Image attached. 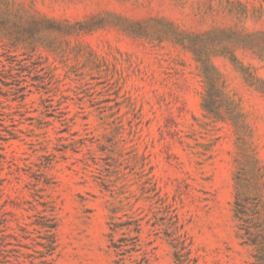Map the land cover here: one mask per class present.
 <instances>
[{
  "label": "rangeland",
  "instance_id": "rangeland-1",
  "mask_svg": "<svg viewBox=\"0 0 264 264\" xmlns=\"http://www.w3.org/2000/svg\"><path fill=\"white\" fill-rule=\"evenodd\" d=\"M194 53L234 119L203 111ZM243 154L264 181V0H0V264H264Z\"/></svg>",
  "mask_w": 264,
  "mask_h": 264
},
{
  "label": "trees",
  "instance_id": "trees-1",
  "mask_svg": "<svg viewBox=\"0 0 264 264\" xmlns=\"http://www.w3.org/2000/svg\"><path fill=\"white\" fill-rule=\"evenodd\" d=\"M240 10L236 11V14L239 15H246L247 14V8L242 3H239ZM231 9L230 11H232ZM218 33L220 32L217 30ZM256 34L252 35H246L248 39H251L252 37H255ZM195 61L198 62L201 67V82H202V88L203 91L201 92V107L203 111L209 115L216 117L219 120H226L225 115H228L231 119H234L235 115L234 111L236 109V106H234V103L231 101V99L227 96L225 93V85L224 82L221 80V77L217 70L213 67L208 65V63H205L204 61H201V59H198L197 54ZM263 60V59H262ZM243 156H246L245 163L241 167V171H243V177H241L240 172H237V175L234 178V197H233V213L234 217L239 220L243 221L244 217H248L249 213L248 211L252 209V207H262L264 206V202L259 199V201H256V203H253L251 198L246 197L245 192L247 190H250L251 188L254 189L256 198L258 197L263 198V191H264V181H263V175L261 173V168L259 166H251V163H254V165H257V162H254L252 158H249V155L243 154ZM249 156V157H248ZM248 175H251L252 177H248ZM252 178L254 181H252ZM253 184H251V182ZM258 200V199H257ZM253 204V205H252ZM45 212V211H43ZM35 226L38 227V234L39 237L43 240V242L39 243V246H41L46 253L40 256V258H45L46 255H51L52 251L54 250V231L56 228V223L54 221V218L48 215H40L38 220L33 223ZM110 233L109 236L112 237L113 233L116 232L118 226L116 223H109ZM126 226V225H125ZM128 231H130L129 228H127ZM134 230H139V225L137 224ZM138 232V231H135ZM250 233L249 231H245L244 234L240 235L241 238L243 236H248ZM8 237V236H6ZM11 238H15L13 235H9ZM5 239V235L2 234L1 240ZM247 239L249 240L250 237L248 236ZM113 240V239H111ZM244 243L247 244V241H244ZM10 243H7L6 241H1L0 244V255L3 257V259L6 261V256L4 253L6 252L5 248ZM112 244H115L112 242ZM251 245H254L258 247V249L262 250L264 252V225L261 227V234H259L258 239L251 240ZM3 249V250H2ZM176 261L178 264H196V261L194 259L189 258L188 256L184 254H180V252H176L175 254ZM5 261H1L2 264L5 263ZM264 262V259H263ZM42 264H50L47 260L41 261Z\"/></svg>",
  "mask_w": 264,
  "mask_h": 264
}]
</instances>
